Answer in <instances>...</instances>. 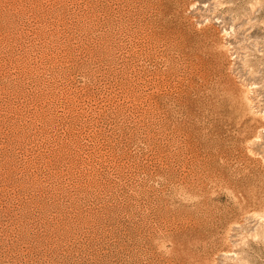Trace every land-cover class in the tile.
Masks as SVG:
<instances>
[{
    "label": "rangeland",
    "instance_id": "1",
    "mask_svg": "<svg viewBox=\"0 0 264 264\" xmlns=\"http://www.w3.org/2000/svg\"><path fill=\"white\" fill-rule=\"evenodd\" d=\"M0 264H264V0H0Z\"/></svg>",
    "mask_w": 264,
    "mask_h": 264
},
{
    "label": "bare ground",
    "instance_id": "2",
    "mask_svg": "<svg viewBox=\"0 0 264 264\" xmlns=\"http://www.w3.org/2000/svg\"><path fill=\"white\" fill-rule=\"evenodd\" d=\"M209 58H210V57H209ZM224 90H225V89H224ZM223 94H224V93H223ZM223 94H222V95H223ZM220 95H221V94H220ZM223 96H225V94H224ZM223 96H222V99L224 98Z\"/></svg>",
    "mask_w": 264,
    "mask_h": 264
}]
</instances>
